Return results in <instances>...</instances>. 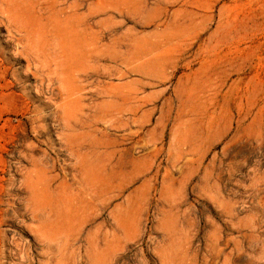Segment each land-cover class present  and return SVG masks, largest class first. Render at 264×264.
Returning a JSON list of instances; mask_svg holds the SVG:
<instances>
[{"label": "rangeland", "instance_id": "rangeland-1", "mask_svg": "<svg viewBox=\"0 0 264 264\" xmlns=\"http://www.w3.org/2000/svg\"><path fill=\"white\" fill-rule=\"evenodd\" d=\"M0 264H264V0H0Z\"/></svg>", "mask_w": 264, "mask_h": 264}]
</instances>
